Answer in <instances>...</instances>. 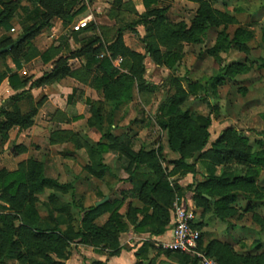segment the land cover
<instances>
[{"label": "trees", "instance_id": "1", "mask_svg": "<svg viewBox=\"0 0 264 264\" xmlns=\"http://www.w3.org/2000/svg\"><path fill=\"white\" fill-rule=\"evenodd\" d=\"M23 0H0V29L5 31L11 30V21L15 14L20 9V4ZM76 0H39V7L35 11V17L31 25L22 24V35L18 40L14 41L9 37L0 39V50L12 46V48L0 55V60H5L9 57L16 68L20 67V61L27 56V49L32 40H34L42 30L49 27L51 20L54 18H62L67 15L69 5ZM198 5L195 17L192 19L189 27L184 24L171 26L165 14L167 9H160L156 6L158 0H142L145 8V13L140 16L139 24H143L146 29L145 35V48L144 54H140L128 49L122 38V33L119 31L115 40L111 44H104L103 41L97 36H91L83 40L81 48L77 51L70 52L67 56L59 58L54 68L50 73L44 74L41 78L33 81L30 88H40L43 86L51 85L60 80L72 76L68 61L74 59L85 60V70L89 72L91 68L95 74L94 88L101 91L104 97V103H99V106L107 105L110 109V120L107 123L100 114L98 107L92 106L90 112L94 118V122L88 121L89 126H96L101 133V141L90 149L91 153L96 157V165L103 170L102 166V153L107 146L116 145L120 147V151L125 160L130 165H134L136 169L145 165L147 168L154 172V176L141 185L136 193V198L144 206L146 212L151 210V215L146 216L143 222H153L156 225V235H161L165 232L169 223L168 207L169 205H159L154 196L159 190L165 193L176 191L182 192L177 186H170L168 179L170 176L182 173L183 175L193 171L194 165L189 164V159L195 154L190 151L193 145L198 146V156L200 159L211 161V165L207 164L208 178L204 183H200L195 188V196L193 197L194 203L198 209L204 208V203L207 204L209 200L203 197L204 193L200 190L208 192L215 210L227 208L229 203L233 201L236 196L243 194L246 198L251 199L249 193H245L248 187L253 186L250 182V176L256 173L257 168H264V151L252 152L246 139L239 137L237 131L233 128H227L222 132L221 137L205 152H202L207 144L209 138L208 128L210 120L202 117L192 119L189 112H183L180 109V103L173 100H168L162 104L159 110H164L163 120L161 122L162 128L167 132V143L170 151L179 155V159L170 164L173 166L171 171L161 167L164 161L161 149L156 151L134 153L131 150V144L126 136L113 138L109 134L110 125L114 112L123 103H129L133 98V90L141 93L148 88L155 90L152 85L144 82V60L149 56L153 63L158 67H165L171 69L175 61L182 56L180 53L177 55L174 52L166 49L172 43L174 44H195L202 43V37L209 28L219 27L222 23L218 14L212 9L207 0H187ZM122 0H114L113 6L120 9ZM82 12V9L79 10ZM77 13H75L76 15ZM73 17V16H72ZM72 17L68 19L71 22ZM171 27V28H170ZM132 33L136 31L132 29ZM164 34V35H163ZM243 31L237 30L234 38L229 39L226 33H220L215 45L207 50V55L215 59L217 63H221V53H227L234 47L236 49L244 46V41H249L251 35L243 36ZM157 35L159 40L155 41ZM163 35V36H161ZM245 35V34H244ZM261 40L264 41V25L261 28ZM237 45V46H235ZM109 56H106V54ZM104 54L103 58H99ZM28 55H31L30 52ZM121 58L127 62V67L124 72H119L112 65V60ZM260 68L264 69V60H261ZM240 63L230 64L225 67L222 72L212 79V88L215 89L220 84H223L225 76H233L246 72ZM5 74H0V81L4 78ZM9 84L11 87L20 85L16 75L9 76ZM29 80H25L23 84H27ZM188 93L181 97L183 101L188 95H195L201 89L196 84H188ZM28 99L31 98L28 96ZM12 101L15 98L11 99ZM42 100L36 104L32 100L29 102L30 111L25 116L18 114H7L3 109H0V132H7L13 127L20 129H27L32 125V118L36 115L37 109L42 105ZM4 117L5 120L1 118ZM200 121L201 123H196ZM214 164L218 166H227L220 176H216L214 171ZM233 168V169H232ZM90 172L96 173L93 166L89 167ZM243 172V174H242ZM100 177L101 175L98 174ZM253 178V176H252ZM44 189H60L65 190L64 186L58 185L56 182L45 179L43 176V167L41 164L34 161L28 162L26 170L16 171L12 173H0V191L2 198L6 201L9 208L7 214H0V235H3V230L8 228L11 234H14V223L20 224L19 231L21 234L26 235L28 239H44V240H59L61 235L55 231H39L37 227V212L35 210L36 199L34 194L43 192ZM246 189V191H245ZM245 191V192H244ZM252 193L254 190L252 189ZM217 198L216 200H214ZM54 197H51L53 200ZM54 201V200H53ZM56 202V201H55ZM209 204V203H208ZM67 206V205H66ZM66 206L58 207L62 213L66 211ZM114 205L111 203H104L100 207L91 208L82 220L81 230L78 231L77 237L79 243L93 247H102L108 250L109 256H114L119 251L117 241L118 234L125 232L127 229L126 224L123 222L121 216L116 212H112ZM111 213L107 223L103 227H97L93 221L102 213ZM201 211V215H202ZM222 216V215H220ZM61 219V218H60ZM199 230V224L194 225ZM12 237V236H11ZM5 238V234L3 236ZM62 238V237H61ZM9 243L13 246H18L19 241L8 239ZM201 233L198 242V251L204 253L208 257H213L219 264H246L245 258H240V261H234V253L229 250L225 244L217 241L209 242L204 248L201 247ZM8 242V241H7ZM148 246V245H147ZM145 247V246H144ZM142 247L141 254L146 253V249ZM26 252L31 253L29 247H25ZM158 252L152 261L156 264L158 259L166 257L168 260L173 261L180 259L182 253L171 252L157 248ZM57 257V256H56ZM261 255L254 258L258 264H264L260 260ZM44 259L48 260L50 264H63L55 262L48 255ZM154 262V263H153ZM42 264V263H39ZM98 264V263H94ZM161 264H166L162 262ZM185 264H197V259L193 258L192 261L185 262Z\"/></svg>", "mask_w": 264, "mask_h": 264}, {"label": "rangeland", "instance_id": "2", "mask_svg": "<svg viewBox=\"0 0 264 264\" xmlns=\"http://www.w3.org/2000/svg\"><path fill=\"white\" fill-rule=\"evenodd\" d=\"M207 1L212 9L217 12L222 21L221 25L209 28L199 45L172 43L168 48H162L163 52L169 50L177 55L179 53L182 55L175 61L171 69L156 67L151 58L147 59L144 82L153 85L155 90L148 88L141 93L133 90L132 101L121 104L111 118L116 123L117 129L125 131L129 128L135 150L139 148L152 149L158 145L159 147L161 145L166 146L167 138L160 122L163 120L164 110H159V108L166 101L173 100L176 103L181 102L180 109L183 112H189L193 120L196 117L209 119L210 123L212 120L211 128L208 130V133L210 131L209 138L202 152L211 148L222 135L219 132L220 129L227 126H233L235 131L238 130L239 137L246 139L252 152L264 151V69L260 68L261 60H264V41L261 40V28L264 25V0ZM100 2L101 6H90L80 17V19L87 15L92 17V25L84 33V37L100 35L104 44H110L117 35V30L120 29L122 36H124V43L133 50L143 53L145 36L144 39H140L137 34L132 33V29L136 27L138 33L146 35V27L141 26L138 22L140 16L145 12L139 14L134 8H128L113 10L114 12L108 15L109 11L103 8L105 3ZM154 7H162L161 1H158ZM197 8V4L194 7L173 2L171 10L165 14V17L171 26L184 24L189 27ZM100 24L110 26H104L105 29L102 30ZM237 30L243 31L245 34L243 36L251 35L249 41H244L245 49L244 47L243 49L234 47L227 53H221V63H217L215 59L207 55V50L215 45L220 33H226L232 40ZM155 41L161 44L158 35ZM101 55L99 56L100 59L104 57V54ZM237 63L247 69L246 72L225 76L223 84L213 89L212 79L218 76L228 65ZM127 65V62L123 60L114 68L121 73L124 72ZM94 68H91L86 75L92 86L95 77ZM190 83L198 84L201 89L195 95H188L181 101V97L188 93L187 87ZM98 109L100 114L104 113L103 117L107 128L111 115L110 109L107 105L104 108L100 106ZM85 114L89 116L87 108ZM196 123L201 122L197 121ZM82 126L77 129L80 130ZM190 151L195 154L189 159V164L194 165L193 171L188 172L191 175L184 179V175L180 174L181 180H185L183 185H187V181L191 182L188 190H192V187L206 181L208 178L207 164L211 165L210 160L204 162V159L199 158L198 146L193 145ZM165 157L170 158L169 155ZM86 161L87 156L83 152L82 156L77 155V157L69 159V167L61 169L57 166L55 169H46L48 177L57 178L62 183H70L74 189H48L36 198L34 207L37 212L39 231H55L63 236H60L59 240H34L28 239L26 235L20 233L19 224H15L14 234L11 235V231L5 228L3 235H0V264H50L48 260L44 259L48 255L55 262L66 263L70 261L69 264H81L82 257L78 255V247L81 245L77 234L82 226L80 213L76 209H80L79 198L83 189L87 188L92 193L94 192L93 182H90L88 187L83 186L82 167ZM105 161L112 164L115 161L116 165H114L122 170L121 157L113 160L111 154ZM165 166L169 168L168 171L173 168L172 165L168 164V161L165 162ZM213 166L216 176H220L227 168V166L216 164ZM176 176L177 174L173 175V177ZM249 178L253 186L248 187L247 192H245L246 189L244 192L249 193L251 199L246 198L242 193L239 194V192L238 196L223 210H215L212 205L213 199L208 196V192H205L204 189L200 190L204 193L203 197L209 200V204L204 203V208H200L203 212L200 218L199 231L202 237V248L214 241L213 238H216L222 241L219 243L227 245L229 250L234 253L235 262L240 261V258H245L246 264H258L256 259L254 260L255 257L261 255L260 260L264 261V168H257L256 173ZM170 181H174V179L172 178ZM106 185L108 186L107 182ZM186 188H181L182 192L180 193L176 191L165 193V195L160 196V199L165 201L166 205L169 204L171 208L176 204L181 206L186 199L184 195ZM252 189L254 193H252ZM190 192L187 191L186 194ZM52 193L59 197L56 202L53 201L55 199L48 198ZM65 202L71 203L73 210L60 213L58 207L64 205ZM5 211L0 204V213ZM4 234L5 238H3ZM10 238L13 241H19L21 245L19 244V247L11 245L8 240ZM27 246L31 253L26 252L25 247ZM156 253L162 252L156 251ZM179 258L173 262L176 264L189 263L195 256L182 254Z\"/></svg>", "mask_w": 264, "mask_h": 264}, {"label": "crops", "instance_id": "3", "mask_svg": "<svg viewBox=\"0 0 264 264\" xmlns=\"http://www.w3.org/2000/svg\"><path fill=\"white\" fill-rule=\"evenodd\" d=\"M38 1L39 0H23L20 4V9L11 21V30L5 31L0 29V39L9 37L14 41L18 40L22 35V24L31 25L34 23L33 19L35 17V11L39 7ZM100 1L105 3L103 5L104 7H102L109 11L108 15L116 10L118 11L128 8H134L139 14L146 11L142 4V0H122L120 9L113 6L114 0H76L69 5L66 16L51 20L49 27L42 30L41 33L30 42L27 49V57L20 61L19 68L15 67L9 57L5 60H0V74H5L4 78L0 81V109H3L7 114L25 116L30 111V100H32L34 104L41 100L43 101L42 105L37 109L36 115L32 118V125L29 128L20 129L18 127H13L5 133L0 132V173H12L26 170L28 162L34 161L42 165L43 176L45 179L52 180L58 185L64 186L66 189H74L73 185L70 183H62L57 178L48 177L46 175V169H55L57 166L61 169L69 167V159L75 158L77 155L82 156L84 152L87 156V161L82 167V172L84 174L82 182L83 186L86 185V187L91 184L90 182H93L94 192L92 193V191L86 188L80 193L81 196L79 199L81 205L79 206L80 209L78 208L76 210L79 211L81 216V226L85 213L91 208L100 207L97 206V204L104 199H107L105 203L108 202L114 205L112 212H116L121 216L127 229L125 232L118 234L117 241L120 249L114 256H109L108 250H105L102 247L103 245L93 247L80 244L81 246L78 247V255L82 257L81 264H150L157 255L156 245L168 243L171 240L173 207H168L169 223L165 232L161 235H156V225L153 222H143V219L146 216L151 215L152 211L148 210L146 212L143 210V204L136 198V193L141 185L150 180L154 176V172L145 165L140 166L138 169H136L134 165H130L122 155L120 147L116 145L107 146L102 153V166L105 167L103 170L104 172H102V169L96 165V157L91 153L90 149L101 141V133L96 126H89L88 121L91 120V122H94L90 109L92 106L100 107L99 103H104V97L102 92L95 89L91 85L90 80L87 79L85 60L74 59L68 61V67L70 68L72 76L64 78L51 85L40 88H30L33 81L53 70L54 64L59 58L65 57L70 52L77 51L81 48L83 40L88 37H84V33L92 25V22H90L87 28L79 32H73L72 27L90 6H101L102 4ZM158 1H161L162 4V7L158 8L167 9V13L171 10L173 2H180L194 7L196 5L187 0ZM80 9H82V12H79ZM75 13L77 14L75 15ZM195 14L196 10L192 19L195 17ZM70 17H72L71 22L68 21ZM100 25L102 30L105 29L104 26H110L108 24ZM140 25L143 26V24ZM133 29L136 31V34L140 39H144L145 35L138 33L136 27ZM117 31L119 32L120 29ZM97 37L102 39L100 35H97ZM122 38L123 42H125L124 36H122ZM124 44L128 49L144 54V52L135 51L126 43ZM29 52L31 55H28ZM106 56H109V54L107 53ZM147 59H150V57L147 56L143 62L145 69L143 79L146 73L145 62ZM116 60L111 61L113 67L116 66ZM10 75H16L22 84L17 85L14 88L11 87L8 79ZM25 80H29V82L23 84ZM28 96L31 98L30 100L28 99ZM12 98H15V100L12 101ZM102 107L104 108V106ZM86 108L88 109L89 116H86L85 114ZM1 119L5 120L4 117ZM113 121L110 125L109 134L113 138L126 136L130 141L131 150L134 153L140 151H156L160 148L164 160L161 163V167L167 170L169 168L165 166L166 161L170 164V162L179 159L178 154L170 151L167 141L166 146L161 145L159 147L158 145L152 149L139 148L138 150H135L134 145H132L131 139L133 137L131 135L132 133H129V128L125 131L119 130L117 129L116 123ZM211 125L212 120L208 130L211 128ZM79 126H82L80 130L77 129ZM227 128L234 129L233 126L223 127L219 131L220 134ZM164 132L167 138V132L165 130ZM111 154L113 160L114 158L121 157L123 162L122 170H119L118 167L115 166V161V165L105 161V159ZM166 155H169L170 158L167 159L165 157ZM91 166H93L96 173L90 172L89 167ZM98 174L101 176L99 177ZM180 174L181 173H178L176 177H169L168 182L170 183V186L177 185L180 189L187 187L184 192L186 199L181 206L196 210L198 218L196 219L195 225L200 224L201 209H198L195 204H192L194 203L193 197L195 196L194 191L196 186L192 187V190H188L190 189L188 187L191 182L187 181V185L182 184L185 181H183V179L190 176L191 173L184 174L182 180ZM172 178L174 181H170ZM105 180L110 188L106 185V182H103ZM47 190L48 189H44L43 192L34 194L33 197L36 199ZM187 191L191 192L186 194ZM162 195H165V192L159 190L153 198L159 205L164 206L166 205L165 201L160 199V196ZM52 196L55 199L54 201L59 198L54 193L49 195L48 198L51 199ZM92 199L94 200L92 201ZM0 204L2 209L6 210L4 213L0 214H7L9 206L2 198L1 191ZM70 204L69 202L64 203V205L67 206L66 211L62 213H67L72 209ZM110 215L111 213L109 212L102 213L93 221V224L97 227H103L107 223ZM15 224L19 223L15 222L14 226ZM122 238H124V241H122ZM212 240L222 242L216 238H213ZM142 247L146 249V253L144 254L140 253ZM160 259H158V261ZM69 262L70 261H67L63 264H69Z\"/></svg>", "mask_w": 264, "mask_h": 264}, {"label": "built area", "instance_id": "4", "mask_svg": "<svg viewBox=\"0 0 264 264\" xmlns=\"http://www.w3.org/2000/svg\"><path fill=\"white\" fill-rule=\"evenodd\" d=\"M91 21L92 17L89 15L79 19L72 27V31L79 32L87 28ZM121 62V59L115 61L116 64ZM197 218L198 213L196 210L174 205L171 240L168 243H161L156 246L171 252L193 254L197 259V264H219L214 259L198 251L200 232L194 227Z\"/></svg>", "mask_w": 264, "mask_h": 264}, {"label": "water", "instance_id": "5", "mask_svg": "<svg viewBox=\"0 0 264 264\" xmlns=\"http://www.w3.org/2000/svg\"><path fill=\"white\" fill-rule=\"evenodd\" d=\"M11 48H12V46H9V47H7V48L1 49V50H0V55L3 54V53H6V52L9 51ZM106 201H107V199H104L103 201H101L100 203H98L97 206H101V205H103ZM162 261H163L164 263H166V264H175V263L171 262L170 260H168V259L165 258V257H164V258H161V259L157 262V264H161Z\"/></svg>", "mask_w": 264, "mask_h": 264}]
</instances>
